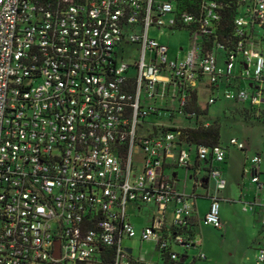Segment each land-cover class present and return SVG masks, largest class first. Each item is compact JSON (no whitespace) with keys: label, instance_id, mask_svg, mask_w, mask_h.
<instances>
[{"label":"built area","instance_id":"obj_1","mask_svg":"<svg viewBox=\"0 0 264 264\" xmlns=\"http://www.w3.org/2000/svg\"><path fill=\"white\" fill-rule=\"evenodd\" d=\"M241 3L226 52L217 0H202L198 14L176 0H0V264H156L135 254L134 239L178 260L200 244L183 232L195 195L176 187L177 169L195 168V157V185L215 183L203 222L222 228L227 150L190 146L180 135L199 73L214 85L239 77L247 87L230 86L223 97L264 104V0ZM180 26L190 28L191 44L184 59H172L151 28ZM202 37H213L212 49L202 50ZM129 44L140 54L126 60ZM262 162L255 154L246 171L261 190ZM130 204L155 206L151 224L137 229ZM258 206L264 230V201L245 209ZM255 259L264 264V245Z\"/></svg>","mask_w":264,"mask_h":264},{"label":"rangeland","instance_id":"obj_2","mask_svg":"<svg viewBox=\"0 0 264 264\" xmlns=\"http://www.w3.org/2000/svg\"><path fill=\"white\" fill-rule=\"evenodd\" d=\"M151 36L170 47L172 59L177 57L184 59L186 50L191 44V36L186 30L173 31L170 28L152 27ZM124 48L126 60L136 58L140 54L138 45L129 44ZM180 53H182L181 56ZM206 83L200 89L199 104L202 109H208L210 121L218 120L221 124L220 143L227 150V159L222 165L224 176L227 179V187L220 193L223 198L220 203L222 228L216 229L205 224L202 220L201 229L198 231L201 243L196 248H189L187 252L191 257L196 256L199 252L205 253L208 260L204 261V264H256V259L253 258V261H250L249 257H255V248L263 238V234L260 232V214L251 209L246 210L245 207H251L253 194L255 195L257 191V184L252 182L251 174L243 171L249 167L250 158L255 154L261 153L264 160V111L256 112L253 116L249 113L245 115L234 101L223 97V91L220 92V99L209 104L212 94L206 87ZM176 116H178V122L184 123V116L180 114ZM150 118L153 119L154 116ZM159 118L165 124L170 123V114L167 111H163ZM234 137L247 144L248 150L244 151L232 145L230 140ZM139 157V155L135 156L136 161L139 160ZM179 175L181 177L179 184L183 185L185 182L184 168H180ZM188 185H193L192 179H188ZM214 187L215 183L212 180L210 190L214 191ZM198 191L205 193L206 189L200 187ZM207 206L208 201L205 197L198 200L201 217L207 210ZM155 212L156 208L152 204H142L141 209L135 208L132 204L128 207L129 218L139 229L151 224ZM169 218L173 219V206L169 209ZM128 243L134 247L135 254L142 253L146 258L151 257L152 243L142 245L138 239L129 240ZM175 248L180 252H186L184 247L176 246Z\"/></svg>","mask_w":264,"mask_h":264},{"label":"trees","instance_id":"obj_3","mask_svg":"<svg viewBox=\"0 0 264 264\" xmlns=\"http://www.w3.org/2000/svg\"><path fill=\"white\" fill-rule=\"evenodd\" d=\"M220 3V21L218 23V29L216 35L218 40L222 41L226 45L225 51L227 52L230 49H234V43L237 40L235 18L241 10V0H217ZM201 3L202 0H176V6L180 11H188L190 13H200L201 12ZM171 30H186L191 34L190 28L188 26H180L170 28ZM202 50L213 48V37L201 39ZM223 52V55L226 52ZM241 81L238 78H225L221 79L220 82L225 81L229 85L228 87H235L234 81ZM199 81L201 82L199 88H196L194 91H191L190 100L188 106L186 107L185 117L187 127L181 128V139L190 146L198 147L200 145L214 146L221 145V124L218 120L210 121L208 119V109H202L199 100H200V89L205 86L210 90L211 96L215 93H220L222 90H216L219 87V82L217 84H209V80L204 76V74L199 73ZM249 84V83H248ZM236 87H242L240 85ZM236 103V106H240L241 112L245 115L248 113L253 116L256 112L264 111V104L259 107H254L250 103ZM208 108V107H207ZM238 109V108H237ZM189 113H194L196 118L189 117ZM260 116V115H258ZM209 121L210 124L205 126L204 123ZM193 122V123H192ZM222 146V145H221ZM245 151V150H244ZM226 162V161H225ZM200 165L197 157H195V166L196 168ZM194 169V168H193ZM197 226V221L195 217L191 218L188 225L183 228V232L188 233L190 236H195V227ZM260 230L264 233L263 227L260 224ZM187 254H182L179 256L178 260H173L170 257V251H163L160 254L159 261L156 264H184L183 258ZM108 264L111 262H107ZM190 264H196L191 262Z\"/></svg>","mask_w":264,"mask_h":264},{"label":"crops","instance_id":"obj_4","mask_svg":"<svg viewBox=\"0 0 264 264\" xmlns=\"http://www.w3.org/2000/svg\"><path fill=\"white\" fill-rule=\"evenodd\" d=\"M159 40V39H158ZM160 41V40H159ZM162 42V41H161ZM181 54L182 53H180V56H181ZM237 73H239V68H238V71H237ZM234 84L236 85V86H238V85H240V86H242V87H247V85H248V82L247 81H245V80H239V81H234ZM228 83L227 82H225V81H222V82H220V84H219V87L216 89V90H225L226 88H228ZM235 86V87H236ZM247 145V144H246ZM247 148H248V145H247ZM246 148V150L245 151H247L248 149ZM261 154V153H260ZM198 168V167H197ZM196 167L194 168V169H188V168H184V170H185V182H184V184L183 185H180L179 184V182H180V180H181V177H180V175H179V172H180V168H178L177 169V172H176V174H177V183H176V187H177V189L178 190H180V191H183V192H185V193H188V194H190V195H195V197L193 198V203H194V207H195V209H196V213H195V219H196V221H197V226L195 227V233H196V235H197V237H198V239H199V241H200V238H199V230L201 229V221L203 220V217L205 216V214L207 213V211L209 210V206H210V198H209V195L213 192V190H210V184H211V181L210 182H208V183H206L204 186H197V185H195V181H194V176H196V169H197ZM249 168V167H248ZM248 168H245L244 169V173H246V171H247V169ZM261 171H262V173H261V175H260V177H261V179L262 180H264V160H263V162H262V164H261ZM199 175V174H198ZM188 179H192V181H193V185L192 186H189L188 185ZM200 187H203V188H205L206 189V191H205V193H201L200 191H198V189L200 188ZM221 193V192H220ZM263 193H264V189L263 190H261L260 188H258V186H257V191H256V193H255V195L253 194V198H252V202L253 201H255V200H257V202L258 203H261V202H263L264 201V198H263ZM220 195V197L222 198V196H221V194H219ZM202 197H205L206 198V200L208 201V206H207V210L205 211V213H204V215H203V217H201L200 216V210H199V208H198V200L200 199V198H202ZM225 199V198H224ZM223 200V198L221 199V201ZM220 201V202H221ZM141 207L142 206H138L137 207V209H141ZM220 208H221V206H220ZM255 212L256 213H258V214H260V218H261V216H262V212H261V208L258 206L257 208H256V210H255ZM202 218V219H201ZM260 220V219H259ZM136 226V225H135ZM143 227H145V226H142V227H140V228H143ZM213 227V226H212ZM136 228L137 229H139L137 226H136ZM217 229V228H216ZM140 230V229H139ZM260 232H261V230H260ZM263 234V238L259 241V245L255 248L256 249V252H257V249L259 248V247H261V246H263L264 245V233H262ZM201 243V242H200ZM256 252H255V254H254V256L256 255ZM200 253V252H199ZM199 253L196 255V256H193V257H191L190 255H189V253L187 252V256L186 257H184L183 258V261H184V264H190L191 262H194V263H200V264H204V261L206 262L207 260H208V257H207V255H206V258L205 259H203V260H201L200 258H198V255H199ZM250 258V261L252 260L253 261V258H255V257H249ZM148 259H154L155 261L156 260H159V257L156 255V254H154L153 253V251L151 252V257L150 258H148ZM153 263H157V262H153Z\"/></svg>","mask_w":264,"mask_h":264},{"label":"water","instance_id":"obj_5","mask_svg":"<svg viewBox=\"0 0 264 264\" xmlns=\"http://www.w3.org/2000/svg\"><path fill=\"white\" fill-rule=\"evenodd\" d=\"M205 182H207V180H205ZM129 251H131V250L129 249Z\"/></svg>","mask_w":264,"mask_h":264}]
</instances>
